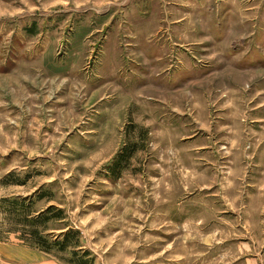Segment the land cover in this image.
I'll use <instances>...</instances> for the list:
<instances>
[{
	"label": "rangeland",
	"instance_id": "rangeland-1",
	"mask_svg": "<svg viewBox=\"0 0 264 264\" xmlns=\"http://www.w3.org/2000/svg\"><path fill=\"white\" fill-rule=\"evenodd\" d=\"M4 198L94 264H264V0H0Z\"/></svg>",
	"mask_w": 264,
	"mask_h": 264
},
{
	"label": "trees",
	"instance_id": "trees-1",
	"mask_svg": "<svg viewBox=\"0 0 264 264\" xmlns=\"http://www.w3.org/2000/svg\"><path fill=\"white\" fill-rule=\"evenodd\" d=\"M123 154L120 153L117 156L116 161H114L115 165L128 161L132 151L129 150L125 155ZM117 168L119 170L120 167L117 166ZM32 205L27 203V199L4 198L0 200V212L4 211L9 217L15 218L16 222L26 229L24 232L25 241L40 250L51 253L57 251L66 252L69 249H73V257L69 260L71 264H94L95 258L89 251H83L82 255L75 251L82 246L80 245V231L68 228L67 231L58 235L46 234L47 225L51 221L64 219L62 210L49 207L38 215H34Z\"/></svg>",
	"mask_w": 264,
	"mask_h": 264
},
{
	"label": "crops",
	"instance_id": "crops-1",
	"mask_svg": "<svg viewBox=\"0 0 264 264\" xmlns=\"http://www.w3.org/2000/svg\"><path fill=\"white\" fill-rule=\"evenodd\" d=\"M25 252L19 251L18 249H9L4 252V259L6 262L10 263L11 261L16 260L17 262H26V263H37V264H56L54 261L49 259H44L36 253L31 251L24 250Z\"/></svg>",
	"mask_w": 264,
	"mask_h": 264
}]
</instances>
